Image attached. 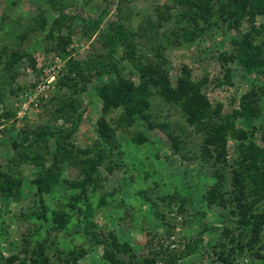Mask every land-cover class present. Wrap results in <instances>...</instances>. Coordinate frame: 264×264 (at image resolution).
I'll return each instance as SVG.
<instances>
[{"label":"rangeland","instance_id":"obj_1","mask_svg":"<svg viewBox=\"0 0 264 264\" xmlns=\"http://www.w3.org/2000/svg\"><path fill=\"white\" fill-rule=\"evenodd\" d=\"M180 1L0 0V170L19 180L18 192L0 197V264H33L35 245L41 246L49 264H109L101 256L102 244L92 235L109 232L135 246L142 242L141 249L132 250L136 255L144 254L148 249L143 243L151 240L149 247L155 250L166 245L168 250H185L173 264H211L214 245L225 242L222 227L234 228L236 215L227 210H234L231 203L220 210L210 206L203 228L200 212L202 201L213 199L207 188L213 184L210 173L215 161L210 156L206 162L201 154L202 135L185 122L177 106L155 92L147 98V122L124 124L120 109L113 106L101 113L96 89L114 74L105 66L96 72L89 60H116L122 46L109 54L104 36L109 25L122 23L136 33L131 39L144 57L163 63L170 83L181 65H187L192 79L206 75L201 90L218 108L213 120L239 109V95L253 88L257 92L250 98L252 106L264 113L262 83L241 71L230 55L233 43L246 35L264 43V13L254 23L214 13L208 21L215 32L203 35L206 29L186 46L170 22ZM211 1L215 7L220 4ZM158 14L166 20L156 28L161 34L156 49V37L148 30L152 25L147 27L144 20H156ZM219 54L227 56L223 64L217 60ZM121 61L119 75L134 80L130 63ZM86 65L88 70H81ZM99 117L107 127L110 146H100L94 127ZM235 122L226 134L220 162L223 192L230 189L232 169L249 168L248 163H236L239 152L233 137L240 119ZM21 130L27 141L22 142ZM170 136L178 140L176 151ZM252 140L262 152L264 143L258 135ZM46 170L56 178L40 197L35 194V180ZM174 195L189 198L179 212L178 199L166 203ZM257 205L264 210V194ZM53 211L62 213L65 223L54 219ZM84 212L89 214L85 228L89 235L80 222ZM187 241L190 250L183 248ZM241 243L239 249L225 242V251L234 247L228 261L214 259L212 264H264V238L246 236ZM129 250L128 246L119 250L118 256L127 260Z\"/></svg>","mask_w":264,"mask_h":264},{"label":"trees","instance_id":"obj_2","mask_svg":"<svg viewBox=\"0 0 264 264\" xmlns=\"http://www.w3.org/2000/svg\"><path fill=\"white\" fill-rule=\"evenodd\" d=\"M218 6L215 7L211 0H182L180 1V7L178 11H175L171 16L172 26L178 30L176 36L184 45L194 42L197 36H201L204 30L209 29L203 35H211L213 32L209 27L208 21L214 13L227 14L235 22L238 19H249L251 23H254V19L259 14L264 13V0H215ZM53 2V0H49ZM224 2V3H223ZM247 8L246 10H243ZM158 14L156 20H151L149 17L145 18L144 23L147 24L149 31L156 37V49L161 46L160 37L161 34L156 28L162 26V19L166 20V16ZM154 23V24H153ZM59 28V27H57ZM252 29H255L252 27ZM258 30L257 32H259ZM136 34L122 23L111 24L107 28V33L104 36L106 43L109 46V54L111 51L119 46H122V52L116 57V60H104L105 62H99L96 59H89L96 72H101L102 68L108 67L112 70L114 77L109 79L107 84L100 85L96 89L97 95L101 99V113L104 114L111 106L118 107L120 109L121 120L124 124H131L134 121L147 122L150 116L145 112L148 104V95L153 92L157 93L164 102L177 106L181 116L185 122L194 127V129L202 135V150L201 154L205 155L206 162L213 156L214 166L211 169V176H214L213 184L207 188L208 194H210V201L203 200L202 211L200 212L203 228H206V209L210 206H214L220 210L222 207H228L227 204H233L229 207L228 212L230 215H236V218L232 220L235 223L234 228L229 226L222 227V234L225 242L234 243L239 249L243 247L241 240L250 236L256 240L260 237L264 238V210L255 206L259 198L264 194V150L257 151L253 144V136L258 135L259 139L264 143V113L259 111V107L252 106L251 97L257 92L256 88L244 91L239 95L238 108L232 109V111L213 120L212 115L217 114L218 108L212 107L207 100L205 94L202 92V87L207 83L208 79L206 75L192 79L190 76V69L187 65H181L177 70V75L174 78L173 84L170 83L168 74L163 67L161 61H157L156 58L148 59L143 56L139 44L132 42V36ZM187 46V45H186ZM138 52L139 54H137ZM230 52L232 57L236 59L239 68L246 75L250 77L258 78L264 87V43H257L253 39L252 35H246L245 38L235 41V44L231 46ZM157 56V52L155 53ZM126 59L127 63H130V68L133 70L134 80L131 78L125 79L119 75L120 62ZM227 56L224 54L218 55V62L224 63ZM164 62V61H163ZM104 63V64H103ZM87 66H82L81 70H88ZM57 81L60 82L58 79ZM111 86H113L112 89ZM256 86V85H255ZM249 103L251 105L249 106ZM217 105V104H215ZM6 116L7 114L4 113ZM79 115H77L78 117ZM235 119H240L238 123L239 129L234 133L237 134L234 139L236 149L238 148L239 159L236 163H248L249 168L242 170L232 169L230 179V189L228 192H223V183L225 179L221 174L220 162L224 158L225 146L227 144L226 134L235 126ZM158 127H162V124H157ZM95 131L98 139L103 143L100 146H110L109 134L107 133V127L102 117L96 118L94 123ZM40 133L42 131L40 130ZM22 142L27 141L26 131L21 130ZM142 134V133H140ZM139 134V136H141ZM39 136V137H38ZM35 139H39L40 135H34ZM141 136L139 140H143ZM173 151L178 148V140L176 136L169 137ZM245 141V142H243ZM27 144V143H26ZM245 144V145H243ZM28 146V145H27ZM30 146V144H29ZM212 150V154L209 149ZM205 162V163H206ZM204 164H202L203 166ZM56 174L50 173L49 170L41 172L35 180V194L41 197V193L46 191L50 185V182L55 180ZM256 181L257 186L252 187V181ZM19 180L16 178H10V174L6 170H0V197H7L11 194H15L19 189ZM198 193V192H197ZM226 195L223 196L222 194ZM199 194V193H198ZM200 196V195H199ZM39 199V198H38ZM178 199V200H177ZM177 200L180 206H178V212L182 210L184 202L188 201V196H182L177 198L176 195L167 197L166 203H171ZM41 203V201L39 200ZM88 213L84 212L80 222L83 223L84 232H86ZM54 219L59 220L60 223H65L64 216L59 211H53ZM162 216V215H160ZM152 222L154 221L153 218ZM173 228L172 226L170 227ZM262 229V231H261ZM234 230L235 233H234ZM93 238L102 244V258L109 264H173L177 258H181L185 250H168V245L165 249L159 248L158 250L149 247L151 240L144 242V246L148 250L144 254L136 255L132 250L141 249L142 242H138L136 246L132 243L124 240L119 241L115 233L109 232L106 235L92 233ZM170 231H166L165 236L168 238ZM120 239V238H119ZM119 245H118V243ZM158 243V239L154 240V243ZM170 243L171 240L169 241ZM225 242L218 241L213 249L212 262L215 260L228 261V252H233L234 247H228V250H224ZM161 244L159 243V246ZM127 246L130 248L129 254H127V260L118 256L119 250L123 252L127 250ZM219 247L218 249L216 247ZM37 248V250H36ZM191 249V243L186 242L185 247ZM35 261L33 264H49L48 259L44 255L41 246L35 245ZM164 254V257H162ZM72 256V252H70ZM214 255L216 257L214 258Z\"/></svg>","mask_w":264,"mask_h":264}]
</instances>
